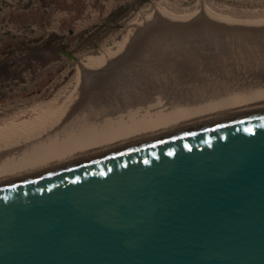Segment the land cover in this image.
Here are the masks:
<instances>
[{"label": "water", "instance_id": "obj_1", "mask_svg": "<svg viewBox=\"0 0 264 264\" xmlns=\"http://www.w3.org/2000/svg\"><path fill=\"white\" fill-rule=\"evenodd\" d=\"M0 264H264V110L1 184Z\"/></svg>", "mask_w": 264, "mask_h": 264}, {"label": "rangeland", "instance_id": "obj_2", "mask_svg": "<svg viewBox=\"0 0 264 264\" xmlns=\"http://www.w3.org/2000/svg\"><path fill=\"white\" fill-rule=\"evenodd\" d=\"M148 15V30L135 36L136 26ZM261 32L264 0H0V142L25 134L32 128L28 120L37 125L56 121L83 83L94 93L101 90L135 103L164 93L169 101L200 94L205 101L190 104L196 112L233 100L260 105L264 44L251 39ZM132 37L130 56L112 74L101 76V86L91 87L88 77L82 82V72L98 73L102 64L111 62L107 58L121 57V50L114 52ZM196 51L206 54L202 64L195 61ZM164 56L173 61L172 68ZM180 58L188 61L187 69L178 71L174 64ZM103 104L91 101L84 108L122 107ZM170 112L157 121L173 118ZM136 124L134 129L140 127Z\"/></svg>", "mask_w": 264, "mask_h": 264}, {"label": "bare ground", "instance_id": "obj_3", "mask_svg": "<svg viewBox=\"0 0 264 264\" xmlns=\"http://www.w3.org/2000/svg\"><path fill=\"white\" fill-rule=\"evenodd\" d=\"M150 18L151 15H148L147 17L143 18V21H141L138 26H136V30L133 31V34H135V36L142 32L140 30H148V27L150 26H148ZM153 23H155V21H153ZM263 34L264 33L262 32L255 34L252 36L251 40H253L257 45L264 44V40L262 41ZM133 37L130 43L125 45L122 49H117L114 52V54H118L121 50V57H109L110 59L106 57L108 60H111V62L107 61L102 64V66L99 67L100 72H82L80 74L82 82H84V80H86L88 77L90 80V84H93L91 85V87L94 88L101 86L104 83V80L99 81L101 76L105 77L106 75L112 74L113 71H115V66L118 67L121 61L123 62V60H127L130 56V54L128 53L130 50L129 48L135 45V39H133ZM191 45L193 44L191 43ZM259 46L262 47L263 45ZM197 52L198 51H196V54L194 55L195 61L196 63L202 64V60L206 58V54L199 56ZM127 53L129 55H127ZM164 58L167 62L166 65L169 64L170 68H172L173 61H171L168 56H164ZM186 62H188L186 59L180 58L179 61H177V63L174 65L176 66L178 71H181L183 69H187ZM87 88L88 87L84 83L83 85H80V88L76 87L74 92H72L73 94H71L72 96L70 97V99L68 98L69 101L67 103L65 102L66 104L65 106H63V111L56 119V121H49L45 124L41 123V125H39V123L38 126L36 124L37 122L33 124V119L28 121L26 120V123L31 124V129L25 130V134L23 135L15 134L12 136L15 138L8 140L7 137V140H3L2 142H0V185L13 182L15 180L35 176L37 174L57 169L78 161L89 159L95 157L97 154L102 155L124 147H129L148 140L183 131L186 130V128L190 129L200 125L218 121L220 119L222 120L223 118L225 119L234 117L232 115L238 114L241 111L246 112L243 114H247L264 110V102H261L260 105H254V102H251V104H247L243 101L233 100L232 102L219 103L218 105L209 106L203 111L201 110L200 112H196L197 110H195L194 108L190 109V104L199 101H205L202 98H199L201 97L200 94L190 100L183 99V97H175L176 99L174 101H169L167 99L169 97V95H167L168 93H164L161 94L162 98H154L151 95L150 97H148V100L139 99L137 100V103H135V99V101L133 100V102H127L125 100L126 98H118L115 95H111L110 97V94L101 90L95 91L94 93L92 90H88ZM239 97L248 99L257 98L248 97L246 95H240ZM261 97L264 99V95ZM121 98L124 100H122ZM91 101L94 103H112V105L122 104V107L120 106L121 108L114 109L111 107V110L109 109L108 111H106V109L105 111L95 108L91 109V106V108L88 109L84 108L87 104L91 103ZM124 102L126 104H124ZM105 104H103L102 106H104ZM43 106L44 105H42L41 107L43 108ZM187 108L189 110H186ZM170 111H172V114L175 115H173V118H170L172 116H166L167 120L162 119L157 121L158 119L162 118L165 113L167 114V112ZM57 112L59 113V111ZM31 113H34V111L32 112L31 110ZM22 117L24 118V115ZM136 122L139 123L136 125H139L140 127L134 129V123ZM35 124L36 126H34ZM12 130L15 129L13 128Z\"/></svg>", "mask_w": 264, "mask_h": 264}]
</instances>
